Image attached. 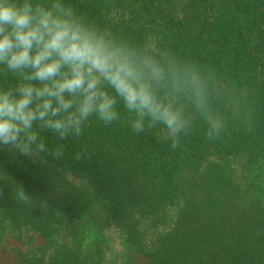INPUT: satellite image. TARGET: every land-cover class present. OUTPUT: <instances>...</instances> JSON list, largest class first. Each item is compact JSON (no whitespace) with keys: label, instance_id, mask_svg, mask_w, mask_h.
<instances>
[{"label":"trees","instance_id":"1","mask_svg":"<svg viewBox=\"0 0 264 264\" xmlns=\"http://www.w3.org/2000/svg\"><path fill=\"white\" fill-rule=\"evenodd\" d=\"M71 2L105 31L174 58L199 79L204 106L190 91L163 92L189 121L175 149L163 129L135 133L124 119H93L63 142L61 160L0 149V244L17 243L27 264H125L107 256L108 237L147 264H264V0ZM211 120L223 126L210 136ZM98 205L109 218L92 224V263L73 241Z\"/></svg>","mask_w":264,"mask_h":264},{"label":"clouds","instance_id":"2","mask_svg":"<svg viewBox=\"0 0 264 264\" xmlns=\"http://www.w3.org/2000/svg\"><path fill=\"white\" fill-rule=\"evenodd\" d=\"M0 76V149L20 156L63 159V142L93 119H124L135 133L163 129L175 149L189 121L163 92L190 91L204 106L199 79L174 58L105 31L71 0H0ZM209 124L210 136L223 126ZM17 197L31 201L22 187Z\"/></svg>","mask_w":264,"mask_h":264},{"label":"rangeland","instance_id":"3","mask_svg":"<svg viewBox=\"0 0 264 264\" xmlns=\"http://www.w3.org/2000/svg\"><path fill=\"white\" fill-rule=\"evenodd\" d=\"M92 216L93 218H90L91 214H89V217L87 220L83 218V220L85 221L84 226L86 228L83 229L82 232H79L81 234L80 235L81 238L73 242L78 245H81L83 243L85 250L86 249L88 250L89 259H91L93 263L95 260L100 259V258H99L98 253L96 252V249L98 248L97 247L98 238L97 236H95L97 235L95 232L96 226H93L92 224H95V221H97L100 224L105 223L109 218L108 208L105 205H98V209L95 210ZM83 220H81V222ZM88 223H90V226ZM71 235L72 234L69 233V235H66L63 237V240L67 242L68 244H73V242L70 243L69 241L71 240ZM117 238L108 237L105 240L106 245L109 244V245H112L113 247V250L112 251L110 250V254L109 253L107 254V256H109L110 259L113 260V255H117L120 257L122 255V258L125 264H147V258L145 256L146 253L138 254L136 251V256H135L131 248L129 247L127 248L125 239L123 237L122 238L117 237ZM17 247H18L17 243L11 242L9 240H7V243L5 245L0 244V264H27L26 262L19 261L16 259L14 250ZM106 249L108 252L107 246H106ZM142 252H144V250ZM98 264H102V263H98ZM103 264H107V263L103 262Z\"/></svg>","mask_w":264,"mask_h":264}]
</instances>
